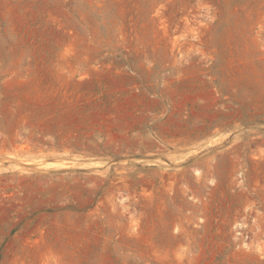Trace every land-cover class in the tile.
<instances>
[{
	"label": "rangeland",
	"instance_id": "1",
	"mask_svg": "<svg viewBox=\"0 0 264 264\" xmlns=\"http://www.w3.org/2000/svg\"><path fill=\"white\" fill-rule=\"evenodd\" d=\"M0 264H264V0H0Z\"/></svg>",
	"mask_w": 264,
	"mask_h": 264
}]
</instances>
